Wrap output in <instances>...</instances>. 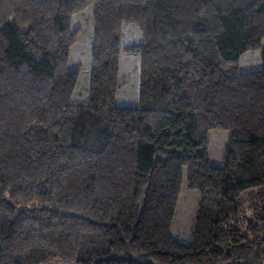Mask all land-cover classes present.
Returning a JSON list of instances; mask_svg holds the SVG:
<instances>
[{
    "label": "trees",
    "instance_id": "obj_1",
    "mask_svg": "<svg viewBox=\"0 0 264 264\" xmlns=\"http://www.w3.org/2000/svg\"><path fill=\"white\" fill-rule=\"evenodd\" d=\"M92 6L79 104L72 24ZM124 26L140 34L125 50ZM122 53L140 54L134 106ZM57 263L264 264V0H0V264Z\"/></svg>",
    "mask_w": 264,
    "mask_h": 264
},
{
    "label": "rangeland",
    "instance_id": "obj_2",
    "mask_svg": "<svg viewBox=\"0 0 264 264\" xmlns=\"http://www.w3.org/2000/svg\"><path fill=\"white\" fill-rule=\"evenodd\" d=\"M93 6L73 18L72 29L80 30L78 42L71 49V61L69 68L79 72L78 84L73 96V102L85 104L88 101L91 77V54L93 45ZM140 41V34L136 28L131 26L123 27L122 48ZM122 70L120 74L121 89L118 94V103L122 106H134L138 100V79L140 68V54H121ZM249 59H245L243 69L249 67ZM209 146L208 154L210 163L219 167L222 163L224 147L227 141L228 132L225 130H210L208 133ZM199 196L189 190L186 186V179L183 177L181 194L179 196L177 212L172 227V236L182 243H189L190 233L193 227L196 207ZM59 264V263H57Z\"/></svg>",
    "mask_w": 264,
    "mask_h": 264
}]
</instances>
